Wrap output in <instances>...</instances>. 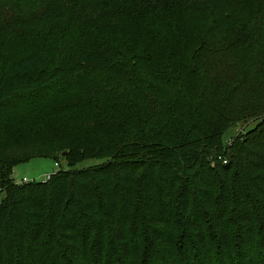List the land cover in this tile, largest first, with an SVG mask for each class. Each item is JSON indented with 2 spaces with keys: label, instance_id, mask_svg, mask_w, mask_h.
I'll return each instance as SVG.
<instances>
[{
  "label": "trees",
  "instance_id": "trees-1",
  "mask_svg": "<svg viewBox=\"0 0 264 264\" xmlns=\"http://www.w3.org/2000/svg\"><path fill=\"white\" fill-rule=\"evenodd\" d=\"M0 264H264V0H0Z\"/></svg>",
  "mask_w": 264,
  "mask_h": 264
},
{
  "label": "rangeland",
  "instance_id": "rangeland-1",
  "mask_svg": "<svg viewBox=\"0 0 264 264\" xmlns=\"http://www.w3.org/2000/svg\"><path fill=\"white\" fill-rule=\"evenodd\" d=\"M89 5H93L89 2ZM256 124L254 122L248 125H237L235 128H232L228 131V133L224 136V141L229 142L231 138L235 136H241L254 128ZM98 160H87L83 163L76 164V167H89L97 164ZM69 165L66 160L61 159L59 165L56 161L52 159H36L32 160L29 163L22 164L15 168L13 171V178L15 181L20 182L23 178H27L28 180H36V181H46L47 176L53 175L56 171L60 169H68Z\"/></svg>",
  "mask_w": 264,
  "mask_h": 264
},
{
  "label": "built area",
  "instance_id": "built-area-1",
  "mask_svg": "<svg viewBox=\"0 0 264 264\" xmlns=\"http://www.w3.org/2000/svg\"><path fill=\"white\" fill-rule=\"evenodd\" d=\"M59 165V164H58ZM51 178V175L50 176H47L46 180L50 179ZM33 180H28L27 178H23L19 183H28V182H32Z\"/></svg>",
  "mask_w": 264,
  "mask_h": 264
},
{
  "label": "water",
  "instance_id": "water-1",
  "mask_svg": "<svg viewBox=\"0 0 264 264\" xmlns=\"http://www.w3.org/2000/svg\"><path fill=\"white\" fill-rule=\"evenodd\" d=\"M65 156V155H64Z\"/></svg>",
  "mask_w": 264,
  "mask_h": 264
}]
</instances>
